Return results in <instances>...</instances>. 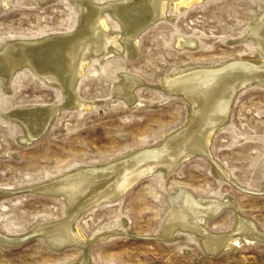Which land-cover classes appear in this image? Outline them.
I'll return each mask as SVG.
<instances>
[{
  "label": "rangeland",
  "instance_id": "rangeland-1",
  "mask_svg": "<svg viewBox=\"0 0 264 264\" xmlns=\"http://www.w3.org/2000/svg\"><path fill=\"white\" fill-rule=\"evenodd\" d=\"M0 1L6 3L0 10V48L10 40L71 32L78 25L73 0ZM178 1H168L173 19L142 32L136 57L109 56L103 69L90 57L75 91L93 105L62 106L47 131L31 144L21 139L23 127L3 113L25 105H58L65 97L58 86L29 69L14 74L10 90L0 82V192L12 191L0 195L1 233L25 235L67 217L65 201L38 186L78 168L102 166L163 144L187 124L189 103L160 88L167 77L258 53L248 31L262 10L260 0H198L176 10ZM107 17L120 30V23ZM180 37L192 45L180 47ZM123 72L143 81L134 93L144 104L130 106L113 96ZM227 120L215 131L210 149L234 181L217 176L209 158L195 155L165 175L157 171L140 179L117 200L89 208L75 222L87 237L122 231L92 244L88 255L93 264H264V242L216 255L188 232L173 239L161 236L172 201L184 190L199 197H230L233 206L205 222L209 230L231 231L241 213L264 231V86L255 83L241 89ZM82 251H56L36 235L17 247L0 244V264H74Z\"/></svg>",
  "mask_w": 264,
  "mask_h": 264
},
{
  "label": "bare ground",
  "instance_id": "bare-ground-1",
  "mask_svg": "<svg viewBox=\"0 0 264 264\" xmlns=\"http://www.w3.org/2000/svg\"><path fill=\"white\" fill-rule=\"evenodd\" d=\"M168 1L106 0L96 3L93 0H73L79 14L75 30L4 43L0 48V82L4 89L10 90L9 82L14 74L29 69L52 86H58L65 97L64 103L58 105H25L3 113L23 127L22 141L31 144L39 139L62 106H92V103L82 101L75 91L89 58L96 57L97 67L103 69L109 56L136 57L142 32L158 21L174 18V14L169 12ZM194 1L198 0H179L174 9L180 10ZM260 4L262 10L248 31L257 45L258 53L230 59L216 66H193L167 77L162 83L160 88L164 91L180 95L189 103L191 115L187 124L171 134L163 144L141 149L102 166L78 168L38 186L41 192L57 194L65 201L67 217L39 225L25 235L9 236L0 232V244L17 247L32 234L40 233L47 246L56 251L81 248L82 257L74 264H93L88 255L92 244L122 231L113 230L93 238L87 237L75 222L89 208L111 203L122 197L140 179L157 171L165 175L195 155L209 158L213 162L214 173L233 182L231 174L214 159L210 143L215 131L228 121L238 92L255 83L264 86V0H260ZM4 6L6 3L0 1V10ZM107 14L120 23V30L112 27ZM191 42L180 37L178 45H192ZM142 84L143 81L123 72L114 86L113 96L122 98L130 106L142 105L145 102L134 93L135 88ZM11 192L3 191L0 195ZM231 206L233 203L229 196L224 199L199 197L184 190L173 199L171 215L161 236L173 239L188 232L199 237L206 252L216 255L252 242H264V231L241 213L236 214L235 226L231 231L215 233L207 228V220Z\"/></svg>",
  "mask_w": 264,
  "mask_h": 264
},
{
  "label": "water",
  "instance_id": "water-1",
  "mask_svg": "<svg viewBox=\"0 0 264 264\" xmlns=\"http://www.w3.org/2000/svg\"><path fill=\"white\" fill-rule=\"evenodd\" d=\"M36 235H41L40 233H35V234H32L31 238L36 236ZM31 238H28V239H31Z\"/></svg>",
  "mask_w": 264,
  "mask_h": 264
}]
</instances>
